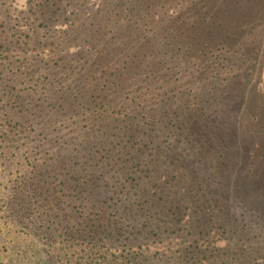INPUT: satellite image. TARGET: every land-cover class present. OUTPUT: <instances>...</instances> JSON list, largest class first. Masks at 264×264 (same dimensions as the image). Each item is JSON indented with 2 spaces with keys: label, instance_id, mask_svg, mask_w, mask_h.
Wrapping results in <instances>:
<instances>
[{
  "label": "rangeland",
  "instance_id": "obj_1",
  "mask_svg": "<svg viewBox=\"0 0 264 264\" xmlns=\"http://www.w3.org/2000/svg\"><path fill=\"white\" fill-rule=\"evenodd\" d=\"M227 2L0 0V87L13 83L29 105L60 96L63 81L90 72L95 88L105 71L130 67L105 101L64 119L57 144L53 131L0 140V264L76 259L83 243L128 238L161 264L191 244L264 260V14L245 0L236 30L260 66L230 71L184 54L191 25ZM53 74L52 93L33 92Z\"/></svg>",
  "mask_w": 264,
  "mask_h": 264
},
{
  "label": "trees",
  "instance_id": "obj_2",
  "mask_svg": "<svg viewBox=\"0 0 264 264\" xmlns=\"http://www.w3.org/2000/svg\"><path fill=\"white\" fill-rule=\"evenodd\" d=\"M227 1V6L225 5V8L228 7V9H221L222 11H220L218 16L210 14L207 19L201 18L198 21V24L193 23L191 25L190 36H192L189 38L191 44L184 53L187 55L185 57L187 59L188 57H195L198 58L199 61H201V59H206L207 57L209 61H211L210 57H212L214 61L220 60L219 65L224 69L229 68L230 71H234L235 69L242 70V68L239 67V64L245 66L251 63L252 68L254 65L260 66V62H256V60H258L257 58L261 52L257 50L253 55V53H250V48L244 41L236 40V30L241 28L240 22L243 21V18H246V11H244L241 6V3L245 2V0H231V2L229 0ZM249 1L253 13L264 14V10H261L264 9V0H256L258 2H255V0ZM235 6H239V8H236ZM230 12L233 14L229 15ZM252 17L253 16H250L248 18L253 19ZM230 18H236L237 23L233 27L235 31H231L228 28V25L224 24L225 20ZM250 22L251 21L249 20H245V23L247 24H250ZM221 31L222 35H224L223 38H220V35H218V33ZM261 47H264V44H262ZM1 48L3 47L0 46V49ZM79 53L81 52H77V54ZM194 54L197 56H192ZM253 60L254 62L252 63ZM209 61L208 63H210ZM93 63L100 64V61L95 60ZM8 66H13V63H10ZM101 66H103L102 63ZM129 69L130 67L126 64L122 69L117 71V74L107 73V71H105L102 73L103 77L100 79L101 81L99 80V85L95 88L91 87L92 83H88L89 80L92 81L93 79L92 73L90 72L85 74L86 79L81 82L70 83L67 85L66 81H63L62 88L60 89L61 95L57 98L49 99L47 95H41V98L44 99L43 101L40 99L41 108H39V105L32 106L24 102L19 94L14 93V88L16 87H12L13 83L1 86L0 121L6 119L5 122L7 126L0 129V132H2L0 140L8 144H13V139L15 138H29L35 136L38 133L39 136H45V133L48 132V134H52L51 132L53 131V139L51 142L53 144H57L60 141L61 134V132H59L61 130L59 125H61L64 119H67L70 114H77L78 116L79 113L75 112L76 110L78 111V109L82 108L81 104L84 101H86L90 106L95 105L96 102L98 103L105 101L106 95L103 94L104 90L108 88L109 85H111L113 90L117 85L115 82L122 80V76L126 74V71H129ZM207 69H209V66ZM57 78L58 74H53V76L48 75L42 79L39 78L35 82L36 89L33 92L52 93L54 90L53 85L57 82ZM220 80L223 79L217 77V81ZM249 82L250 79L248 80V83ZM41 83L42 86L39 87V84L41 85ZM80 85L84 86L83 91L77 90ZM49 87L50 90L48 92ZM86 87L88 88L86 89ZM109 91H111V89ZM96 93H98V95H96ZM44 109L46 111H43ZM103 115L98 113L96 116L97 118L93 120L95 124L92 126V129H94L96 126H99L103 122V119H100L103 117ZM102 125L103 123L100 125V127ZM262 127L264 128V126ZM82 246L86 247L84 249L82 247L83 250H81V253L79 250H77L80 255L77 256L76 259H74V256H71L68 253L59 252L61 255H56L51 259L47 257V260L50 264L162 263L161 261H159L160 263L157 261V253H155V255L150 253V247H144V245L141 244V241L137 239L128 238V240L125 242L108 240L95 244L83 243ZM258 260L259 253L250 251L244 247H239L232 250H229V248L227 250H222L211 247L204 248L197 244H191L189 247L183 249L180 252V255L173 259V262L174 264H264V260L261 263H259Z\"/></svg>",
  "mask_w": 264,
  "mask_h": 264
}]
</instances>
